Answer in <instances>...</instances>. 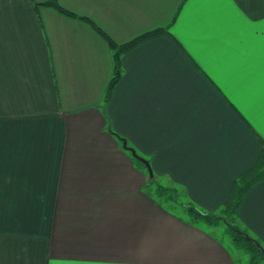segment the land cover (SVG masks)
<instances>
[{
	"label": "crops",
	"instance_id": "obj_1",
	"mask_svg": "<svg viewBox=\"0 0 264 264\" xmlns=\"http://www.w3.org/2000/svg\"><path fill=\"white\" fill-rule=\"evenodd\" d=\"M46 1L0 0V264H237L185 204L216 212L264 148V0H58L117 43L166 28L108 100V40ZM236 224L264 247V179Z\"/></svg>",
	"mask_w": 264,
	"mask_h": 264
},
{
	"label": "trees",
	"instance_id": "obj_2",
	"mask_svg": "<svg viewBox=\"0 0 264 264\" xmlns=\"http://www.w3.org/2000/svg\"><path fill=\"white\" fill-rule=\"evenodd\" d=\"M46 3L56 6L58 9L67 14L89 20L108 40L111 48L113 49L114 71L106 90L105 100L109 99L112 88L122 75V54L143 40L159 35L166 30V28L163 27L154 28L135 36L127 42L117 43L106 31L101 29V27L91 21L87 16L77 14L74 11L65 8L58 2V0H48ZM262 179H264V148L257 161L249 169L234 179L227 202L219 208V212H222L223 214H226L225 216H227L224 221H227L228 217H232L233 220H236L237 211L244 194L254 183ZM155 185V194L158 197L173 200L177 199V196L179 195L178 187L163 185L159 182H155ZM185 209L189 213V218L192 222L203 220L208 224L218 225L220 222L219 220L221 219V215H217L216 212L205 211L192 202H187V204H185ZM227 231L232 234V239L234 240L236 247L238 249H242L248 254V261L246 264H264V253L261 249L263 245L258 239L251 236L246 230H243L238 225H232L230 228L228 227Z\"/></svg>",
	"mask_w": 264,
	"mask_h": 264
},
{
	"label": "rangeland",
	"instance_id": "obj_3",
	"mask_svg": "<svg viewBox=\"0 0 264 264\" xmlns=\"http://www.w3.org/2000/svg\"><path fill=\"white\" fill-rule=\"evenodd\" d=\"M155 186H156L155 183L151 186V191H153L154 193H155ZM179 193H180V191H179ZM158 198L161 199V197H158ZM177 210L180 211L179 208ZM216 214L219 215V216L221 215L220 216L221 219L219 220L220 222L218 224L219 228H216L217 232L219 233L220 238L231 249V251L233 252L235 258L238 259L239 262L237 264H246L247 261H248V254L246 252H244L242 249H238L236 247V245L234 243V240L232 239V234H230V232L227 231L228 227L230 228L232 225H237L236 224V220H233L232 217H228V220L224 221L225 217H227V216H225L226 214H223L222 212H219V209L216 211ZM199 222H201L204 226H207L209 228L212 227L211 226L212 224H208L207 222H205L203 220H200Z\"/></svg>",
	"mask_w": 264,
	"mask_h": 264
},
{
	"label": "water",
	"instance_id": "obj_4",
	"mask_svg": "<svg viewBox=\"0 0 264 264\" xmlns=\"http://www.w3.org/2000/svg\"><path fill=\"white\" fill-rule=\"evenodd\" d=\"M123 144H124L126 147H128V146H127V143H126L125 140H123ZM128 148L131 149V151L133 152V154H134L138 159H140L141 161H143V162L146 164V166H147L148 169H149L150 174H152V170H151V166H150V164H149V161L146 160L144 157L138 155V154L136 153V151H135L133 148H131V147H128ZM261 249H262V251H263V253H264V247H263V246L261 247Z\"/></svg>",
	"mask_w": 264,
	"mask_h": 264
}]
</instances>
